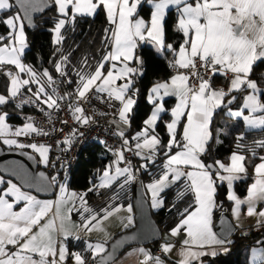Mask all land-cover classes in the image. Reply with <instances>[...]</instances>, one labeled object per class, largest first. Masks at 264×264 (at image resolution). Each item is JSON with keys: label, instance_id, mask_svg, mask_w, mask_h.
Segmentation results:
<instances>
[{"label": "snow or ice", "instance_id": "6c2138e0", "mask_svg": "<svg viewBox=\"0 0 264 264\" xmlns=\"http://www.w3.org/2000/svg\"><path fill=\"white\" fill-rule=\"evenodd\" d=\"M152 6L150 19L138 17L142 0H0V75L5 77V91L0 93V109L10 102L17 110L31 105L49 120L54 113L65 110L78 125L95 122V114L89 116L84 108L92 99L106 106L101 114L111 116L114 135L120 147L109 149L114 159L99 171L98 183L84 192L69 191L60 181V173L50 177L44 172L32 176L26 170L20 178L29 187L45 188L56 184L58 199H38L24 190L23 184L0 176V264H111L113 252H107V241H85L82 251H71L67 240H80L79 233L94 230L105 231L103 224L121 211L125 229L134 223L132 203H124L122 194L135 184L141 174L149 176L144 184L145 195L151 209H161L165 201L162 194L176 188V202L187 197L191 201L177 210L178 220L169 229L172 237L184 233L181 257L177 264H204L203 257H216L218 250L227 252L232 241L213 230V215L223 211L224 201H217L218 189L225 187V199L231 202V212L237 220L242 208L246 215L256 216L257 228L264 226V155L256 149H264V139L245 145V134H237L235 150L227 162L211 157L212 144L222 143L221 136L230 135L228 127L214 126L215 117L223 112L227 120L241 121L248 129L264 131V87L252 79L257 62H264V0H143ZM175 6L177 13L172 31L181 39L171 42L166 23V10ZM51 8L53 17L52 43L56 45L48 67L37 69L24 62L29 48L26 25L34 27L33 13H43ZM104 11L111 27L104 29L100 58L82 56L72 63V52H65L63 35L67 26L75 28L77 17H94ZM141 42L154 46L156 53H170L167 65L172 74L167 80L153 82L146 99L151 104L150 114L142 121L134 134L131 129L134 108L140 89L137 78L145 75V61L136 55ZM91 61V62H90ZM135 65V66H133ZM220 74L227 80L226 87H215L213 78ZM62 85L71 88L61 92ZM27 97L20 99L23 90ZM35 89V90H33ZM6 93V94H5ZM174 97L175 104L166 107V98ZM167 115L169 119L163 120ZM10 113L0 111V141L19 150L31 149L39 155L37 163L56 168L59 157L50 161L51 145L36 142L24 143L20 137L50 135L38 128L34 118L24 117V123L13 126L8 123ZM67 124L66 120L60 121ZM164 124L167 136L157 132ZM63 134V128L59 129ZM82 135L78 128L57 146L71 147L74 138ZM68 148L62 149L67 151ZM258 159L254 165L253 182L241 198L235 191L237 182L248 179V155ZM30 160L35 155L24 152ZM142 161L133 165L128 155ZM123 165V166H121ZM61 169L65 167L59 163ZM152 169H156L153 175ZM17 175V173H13ZM108 190L112 194L104 207L88 206V193ZM173 203L169 209L177 208ZM53 208L55 211L53 212ZM18 209V210H17ZM79 216L73 223L72 215ZM58 221V223H57ZM126 221V222H125ZM231 228L227 229L231 232ZM246 235V233H245ZM264 245V240H258ZM173 244L164 242L161 252L169 253ZM134 253L142 257L140 264H164L160 256L150 250L138 248ZM103 254V255H102ZM250 264H264V247L251 248Z\"/></svg>", "mask_w": 264, "mask_h": 264}, {"label": "trees", "instance_id": "16d2710c", "mask_svg": "<svg viewBox=\"0 0 264 264\" xmlns=\"http://www.w3.org/2000/svg\"><path fill=\"white\" fill-rule=\"evenodd\" d=\"M137 12L144 17H148L150 13V4H147L142 0V4L138 7ZM176 15L177 13L175 7H170L168 10H166V23L169 27V36L171 37V42L173 43L181 39L179 34L172 31L176 20ZM55 16L56 13L51 8H49L35 17V27L31 29L26 28L29 48L25 50L23 59L25 63L33 65L37 69L48 67L51 70V65L48 63V61L52 57L56 45L52 43V33L49 31V29H51L53 26L52 18ZM108 27H111V25H109L108 21L106 20V14L104 11H98L94 17L78 16L75 22L74 30L72 26H67L66 29L62 30L63 35L66 37L63 43V48L65 52H72L71 59L73 64H77L80 58L85 55L89 57H95L97 60L100 58V53L98 50L103 47L101 44V39L104 35V29ZM3 32V26H0V33ZM136 55L140 56L145 61V75L142 78H137L136 87L140 89V94L137 97V105L134 108L132 126L128 131L129 136L141 126L143 118L150 108L149 102L145 99V92L148 85L153 80L165 77L170 73L169 67L167 65V60L171 59L170 53L158 55L151 45L140 43L136 49ZM252 78L264 79V62H257L253 68ZM2 80H5V77L0 75V90L4 92L5 89L2 87ZM218 80L219 79L216 78L217 82H221ZM167 103H169L168 100ZM4 108L10 113V117L8 119L9 121H18V118L14 114L10 103ZM168 118L169 117L167 115L163 116V120H167ZM226 119L227 118L223 112H219L215 117L214 126L228 127L231 134L227 136H221L220 139L222 140V143L220 144L213 142L210 154L212 158L226 161V158L229 156L231 151L235 150L236 148L234 137L241 132L245 134V140L243 141L245 145H252L253 141L264 139V131L248 129L243 125L242 121L235 128H233L232 126L235 124V121L227 120L226 123ZM157 132L161 137L164 138V141L166 142L167 136L163 123L158 125ZM100 144V142L94 140L84 145L79 153L78 158L71 168L70 175L64 179V182L67 184V186L86 191L91 186V184L96 181V174L98 170L100 171L107 162L112 161L113 155L111 152ZM256 151L258 156L264 155V149H256ZM245 154L248 155L250 160L248 168H251L258 159H253L250 153ZM135 163L134 165H136ZM151 171L154 175L156 169H152ZM49 174L50 176L55 174L54 169H50ZM139 178H141L142 181L149 180V176L146 174H141ZM249 180L250 177L248 176V179L235 184V190L238 194H244ZM125 193L126 194H122V202L131 203L132 185L128 186V188L125 190ZM175 193L176 188L166 190L162 194L165 201L164 207L158 210H152L158 224L162 229L165 230L173 226L178 220L177 210L183 209L187 206V203L191 201V197H187L185 201L177 203ZM111 194L112 193L108 190H100L99 192L88 193L86 197L88 206L97 210L101 207H104ZM217 201H224L223 208L226 209L230 205V202L225 199V187L223 186L218 189ZM173 203H177V208L169 211ZM217 211L218 210L215 212ZM73 215L79 220L78 215ZM256 235H258V233L252 231L246 232V235L245 233L235 234V238L232 240V243L227 247V252L219 251L218 255L214 258L210 256L203 257L204 264H248V248L254 243V239L257 237ZM68 242L69 248L74 247L80 249L81 251L84 249L85 242L82 237L80 240L70 238ZM157 242L158 240H155L148 244L151 247H154L157 245ZM88 257H91L90 254H88Z\"/></svg>", "mask_w": 264, "mask_h": 264}, {"label": "built area", "instance_id": "2783aa9c", "mask_svg": "<svg viewBox=\"0 0 264 264\" xmlns=\"http://www.w3.org/2000/svg\"><path fill=\"white\" fill-rule=\"evenodd\" d=\"M169 71L172 72V69L169 68ZM218 77L217 82L216 78ZM214 86H220V87H226L227 86V80L220 74H217L213 78ZM71 88L67 85H62L60 88L61 92L64 91H70ZM28 95L27 90H23L20 99L26 98ZM13 112L18 118L19 121L25 122L24 117L31 116L34 118L35 125L38 128H42L46 131L50 132V135L48 136H40L33 134L30 137H20L19 139L21 142L24 143H30V142H36L38 144H45V145H51V151L49 153V159L50 161H55L57 157H59V163H63L65 167L63 169L60 168L59 163H57L56 168H52L51 166L45 167L43 164L42 166L48 171L50 169H54L55 173H60V181H64L69 175L72 166L74 165L76 159L79 156V153L81 149L86 145L87 143L91 141H98L100 142L105 149L109 151V149H117L120 147V140L117 136L114 135L115 127L110 123V120L112 117L104 116L101 113L106 111V106L104 104H101L99 101L92 99L90 103H85L83 106L86 110V113L89 116H92L95 114V122L90 123L87 126L84 125H78L73 116L70 114V112L65 108V110L54 113L51 125H54V129L50 126L49 120L44 116L43 113L39 112L36 108L32 107L31 105L25 106L22 110H17L15 108L14 103L10 102ZM66 120L67 124H61L60 121ZM63 128V134L59 131V129ZM73 128H78L79 132L82 133V135H79L74 138V141L70 148H68L67 145H59L57 146L58 140H63L66 136H68L71 133V130ZM68 148L67 151H62V149ZM130 159L134 165L135 163V157L131 156L130 154L127 157ZM123 166V165H121ZM50 175V174H49ZM255 232L261 234L264 236V226H261L259 228H256ZM155 251H158V249L155 247ZM89 262L91 264V258H89ZM68 264H72L70 261Z\"/></svg>", "mask_w": 264, "mask_h": 264}, {"label": "water", "instance_id": "95a60500", "mask_svg": "<svg viewBox=\"0 0 264 264\" xmlns=\"http://www.w3.org/2000/svg\"><path fill=\"white\" fill-rule=\"evenodd\" d=\"M39 14L40 13H33L35 26V17ZM26 28L31 29L33 27H27L26 25ZM24 152L35 155L36 159L30 160L28 156L24 154ZM37 161V156L32 152V150H19L14 147L10 148L8 145L0 142V174L11 178L18 184H23L24 189L30 190L36 194L52 195L55 190V184L45 188L29 187L28 184L19 176V172L21 170H26L32 176H38L40 172H44L50 177L48 171L39 165ZM14 172L17 173V175H13ZM131 203L133 204L134 208V223L132 227L118 231L107 241V252H113V245L116 243V241L121 242L120 245L115 249L112 260L121 252L122 249L130 244H148L152 241L158 240L161 236L162 228L155 219L152 209L149 207L148 199L145 195L141 178H139L137 183L132 184ZM213 228L215 232L221 237L227 238L229 235H231L234 224L227 209L223 208L222 212L221 210L216 212V216L213 220ZM229 228L232 229L231 232L227 231ZM258 240H264V236L258 234V236L254 239V243H257Z\"/></svg>", "mask_w": 264, "mask_h": 264}, {"label": "crops", "instance_id": "0c3cea01", "mask_svg": "<svg viewBox=\"0 0 264 264\" xmlns=\"http://www.w3.org/2000/svg\"><path fill=\"white\" fill-rule=\"evenodd\" d=\"M170 7H175V6H170ZM151 8L152 6L150 5V12H151ZM177 16V15H176ZM138 17H142L144 18L146 21L150 19V13L148 15V17H144L143 15H141L140 13H138ZM176 21V20H175ZM141 43H146V42H141ZM146 44H149V43H146ZM150 45V44H149ZM152 46V45H151ZM154 48V46H152ZM155 49V48H154ZM170 58L171 57V54H170ZM135 66V65H133ZM172 74V72L170 71V73L165 76V77H161V78H157L155 80H153L147 87V90L151 88L153 82L155 81H162V80H167L169 78V76ZM218 79V77H217ZM253 79V78H252ZM254 80H257V82L260 84L261 87H264V79L263 78H259V79H254ZM5 83H6V80H2V87L5 89ZM215 87H220V86H215ZM147 90L145 92V99H146V93H147ZM0 92H2V90H0ZM3 93V92H2ZM6 94V93H5ZM147 100V99H146ZM167 100L169 103H167ZM175 98L174 97H169V98H166V107L168 108H171L172 106H174L175 104ZM150 104V103H149ZM151 104H150V108L147 112V114L145 115V117L143 118V120L150 114L151 112ZM169 119V118H168ZM167 119V120H168ZM165 120V121H167ZM9 121V120H8ZM10 122V125H13L15 126L17 124V126H20L22 125V121H14V122ZM244 125V124H243ZM245 126V125H244ZM141 127V126H140ZM140 127L137 129L139 130ZM137 130H135L132 134H134ZM116 131V129H115ZM1 142V141H0ZM31 150V149H30ZM36 154V153H35ZM112 154V153H111ZM230 155V154H229ZM37 156V159L39 160V157H38V154H36ZM135 164L138 165L139 163H141L142 161L138 160L135 158ZM227 162V160L225 161ZM256 163H259V160H257L251 168H248V176L250 177V180L247 184V186L249 184H251L253 182V178H254V173H253V169H254V165ZM41 166L42 164L39 163ZM43 167V166H42ZM44 168V167H43ZM45 169V168H44ZM1 176H3L5 179H11L9 177H6L4 175L1 174ZM13 182L17 183L16 181L13 180ZM61 182H64V181H61ZM149 182V180H146V181H142V184H147ZM65 183V182H64ZM67 186V184H66ZM144 188V187H143ZM247 188V187H246ZM67 189L69 191H76L74 188L72 187H69L67 186ZM26 191H29L31 192L33 195H36L38 199H41V200H51L53 202H55L57 199H58V196H59V188L57 187V185H55V190H54V193L52 195H39V194H36L30 190H27V189H24ZM236 191V190H235ZM144 192H145V189H144ZM237 193V192H236ZM238 194V193H237ZM246 195V190L244 192V194L240 195L238 194V196H240L241 198H243L244 196ZM148 199V198H147ZM126 204V203H125ZM231 207H232V204L230 202V205L229 207L227 208V211L230 215V218L234 224V228H233V231L231 233V235H229L227 237L228 240H233L235 238V234H244L248 231H252V232H255L257 226H256V221H257V217L256 216H252V217H249L247 216L245 213H246V208H242V212H241V216L240 218L237 220L236 217L233 216L232 212H231ZM259 208H264V204H260L258 206V210ZM226 209V208H225ZM18 210V209H17ZM153 210V209H152ZM55 211V208H53V212ZM120 217L116 219L115 223L113 224L114 227H112V229L110 230V235L107 236V235H101V236H98L99 238H102V239H106L107 237H110L111 235H113L114 233H117L118 231H120L121 229H125L123 227V224H122V217H125L128 215L127 212L125 211H121L119 213ZM216 216V212H214V215H213V220ZM72 221L73 223H79V220L76 216L72 215ZM126 222V221H125ZM177 222V221H176ZM58 223V221H57ZM175 224L171 227H174ZM170 227V228H171ZM169 228V229H170ZM169 229L165 230V229H162L161 231V236L160 238L158 239V242H157V245L154 246V247H151L149 244H130L128 246H126L124 249L121 250V252L111 261V264H140V260L142 259L141 256H139L138 254L134 253V249H138V248H145V249H148L151 251V253L154 255V256H160L161 259L164 261V264H177V262L180 260V256H179V251L180 249L183 247L182 245V241L183 239L185 238L184 236V233L181 232V234L179 236H176V237H172L170 234H169ZM214 230V228H213ZM215 231V230H214ZM91 233H79L80 237L82 238H85L84 239V242L86 241V237H90L88 235H90ZM259 234V233H258ZM94 236V235H93ZM258 236V235H256ZM70 239V238H69ZM68 239V240H69ZM67 240V244L69 245V242ZM164 242H168V243H171L174 245V247L172 248V250L167 253V254H164L161 252V248H160V245ZM85 245V244H84ZM83 245V246H84ZM107 245V244H106ZM230 244L226 245V247H228ZM85 247V246H84ZM157 248L158 251H155L154 248ZM252 247H264V245H258L257 243H253L252 245L249 246L248 248V252H247V259H248V264H250V261H251V248ZM71 251H81L80 249L78 248H69ZM220 250H218L219 252ZM91 258V257H89ZM172 259V260H171ZM174 260V261H173ZM71 262V261H70ZM72 263V262H71Z\"/></svg>", "mask_w": 264, "mask_h": 264}, {"label": "rangeland", "instance_id": "374dc122", "mask_svg": "<svg viewBox=\"0 0 264 264\" xmlns=\"http://www.w3.org/2000/svg\"><path fill=\"white\" fill-rule=\"evenodd\" d=\"M53 27V26H52ZM52 39H53V34H52ZM0 93H2V92H0ZM0 111H6V109L5 108H3V109H0ZM8 123L10 124V122L8 121ZM15 126H17V124L15 125ZM2 142V141H1ZM38 157H39V155H38ZM114 159V156H113V158H112V160ZM109 162H107L106 164H108ZM105 164V165H106ZM105 165H104V167H105ZM103 167V168H104ZM103 168L100 170V171H102L103 170ZM0 176H1V174H0ZM98 176H99V171L97 172V174H96V181L94 182V183H98ZM75 190H76V192H78V193H80V192H84L82 189H76V188H74ZM120 217V215L119 214H116V215H114L113 217H111L107 222H105L104 224H103V227H104V229H105V231H97V230H94V231H92L91 232V234L90 235H88V236H90V237H86L87 239H86V241H89V242H93V243H95V242H97V241H108L113 235H111L110 237H107L106 239H102V238H99L98 236H101V235H107V236H109L110 235V230L112 229V227H114L113 226V224L115 223V221H116V219L117 218H119ZM80 219V218H79ZM122 230V229H121ZM94 235V236H93ZM83 239H85V238H83Z\"/></svg>", "mask_w": 264, "mask_h": 264}]
</instances>
